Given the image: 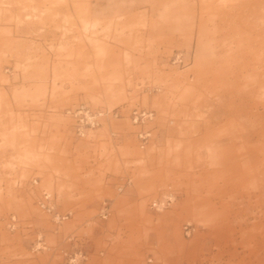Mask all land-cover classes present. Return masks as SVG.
<instances>
[{
  "label": "rangeland",
  "instance_id": "374dc122",
  "mask_svg": "<svg viewBox=\"0 0 264 264\" xmlns=\"http://www.w3.org/2000/svg\"><path fill=\"white\" fill-rule=\"evenodd\" d=\"M234 2L0 0V264H264V60ZM79 103L122 116L77 137Z\"/></svg>",
  "mask_w": 264,
  "mask_h": 264
},
{
  "label": "built area",
  "instance_id": "2783aa9c",
  "mask_svg": "<svg viewBox=\"0 0 264 264\" xmlns=\"http://www.w3.org/2000/svg\"><path fill=\"white\" fill-rule=\"evenodd\" d=\"M173 63L185 64V59L181 52H177L173 56ZM9 69H6L8 71ZM149 92L159 91L160 87H146ZM65 114L72 120V127L74 134L77 137H86L90 132L103 126L105 122L111 119H116L121 117L119 110L116 108H93L86 103H79L73 107L67 108ZM155 113L151 109L134 107L128 114L129 120L139 127L136 132V136L140 147H144L147 140L150 138L151 132L148 129H144V125L153 120ZM111 135L115 136L116 132L111 131ZM37 180L34 179L33 183ZM130 183V179L127 178L123 183H120L117 187L118 191H122L124 186ZM176 198L173 190L168 188L166 192L160 197L155 198L150 201V207L160 210L169 206ZM38 207L45 213H47L55 224L61 223L63 220L70 216V212H60L55 207V202L52 192L48 190H43L37 199ZM111 212L110 200L104 199L99 208V216L102 219H106ZM16 216L13 214L8 219V226L11 228L15 227ZM44 242L41 240L40 236H37L35 248H40ZM66 264H81L83 260L86 259L85 254L79 250L72 253L64 252Z\"/></svg>",
  "mask_w": 264,
  "mask_h": 264
},
{
  "label": "bare ground",
  "instance_id": "6f19581e",
  "mask_svg": "<svg viewBox=\"0 0 264 264\" xmlns=\"http://www.w3.org/2000/svg\"><path fill=\"white\" fill-rule=\"evenodd\" d=\"M234 3L236 12L233 15L237 16L239 22L245 23L249 30L245 38L247 47L255 59L260 56L264 60V39L261 37V32H264V0H235ZM260 46L262 50L259 51Z\"/></svg>",
  "mask_w": 264,
  "mask_h": 264
}]
</instances>
